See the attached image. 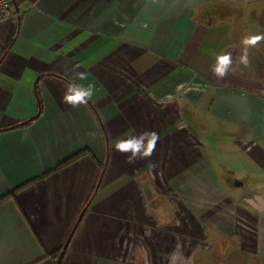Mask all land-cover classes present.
Here are the masks:
<instances>
[{
    "label": "crops",
    "instance_id": "obj_1",
    "mask_svg": "<svg viewBox=\"0 0 264 264\" xmlns=\"http://www.w3.org/2000/svg\"><path fill=\"white\" fill-rule=\"evenodd\" d=\"M12 1L0 264H168L177 237L190 264H264V41L236 62L264 25L238 23L239 0ZM224 52L234 71L218 79ZM72 81L94 86L86 106L62 102ZM143 130L156 149L129 164L114 143Z\"/></svg>",
    "mask_w": 264,
    "mask_h": 264
},
{
    "label": "clouds",
    "instance_id": "obj_2",
    "mask_svg": "<svg viewBox=\"0 0 264 264\" xmlns=\"http://www.w3.org/2000/svg\"><path fill=\"white\" fill-rule=\"evenodd\" d=\"M261 41H264V34H254L246 35L241 40V44L244 45L241 54L238 56L237 61L240 65L244 67L250 66L249 59V49L254 48ZM234 59L231 52H224L215 56V63L211 66L212 73L218 78L223 79L229 74L233 69ZM75 78L77 80H86L87 73L79 71V66H74ZM195 79V74H194ZM177 92H199L202 88L198 84H180L177 85ZM94 95V86L88 85L84 86L72 81L66 84V91L62 97V102L70 105L73 108H77L81 105L86 106L88 102L92 99ZM173 98L168 97L169 102ZM162 103V101L160 102ZM160 137L156 131L153 130H143L136 134H128L126 138L117 139L114 143L115 151L126 154V162L129 164H135L137 160H143L150 158L159 141ZM177 226L180 225L179 220L176 221ZM177 245L172 253L166 254L165 258L168 260V264H190L188 260L183 256L182 246L179 243V238L177 237Z\"/></svg>",
    "mask_w": 264,
    "mask_h": 264
},
{
    "label": "rangeland",
    "instance_id": "obj_3",
    "mask_svg": "<svg viewBox=\"0 0 264 264\" xmlns=\"http://www.w3.org/2000/svg\"><path fill=\"white\" fill-rule=\"evenodd\" d=\"M234 7L238 9V23L264 25V0H239L236 5L230 8ZM245 10H248V12H245ZM199 254L201 255L203 252L198 251Z\"/></svg>",
    "mask_w": 264,
    "mask_h": 264
},
{
    "label": "built area",
    "instance_id": "obj_4",
    "mask_svg": "<svg viewBox=\"0 0 264 264\" xmlns=\"http://www.w3.org/2000/svg\"><path fill=\"white\" fill-rule=\"evenodd\" d=\"M20 13L16 10L12 0H0V24L13 21Z\"/></svg>",
    "mask_w": 264,
    "mask_h": 264
},
{
    "label": "trees",
    "instance_id": "obj_5",
    "mask_svg": "<svg viewBox=\"0 0 264 264\" xmlns=\"http://www.w3.org/2000/svg\"><path fill=\"white\" fill-rule=\"evenodd\" d=\"M39 113H40V112H38V113L36 114V116H35L34 118H32L31 120L26 121V122H23V123H20V124H17L16 127H17V126H18V127H20V126H24V125H27V124L31 123V122H32V121H33V120L39 115ZM1 131H4V130H0V132H1ZM84 153H87V152H81V153L77 154L76 156H74L73 158L67 160V161L64 162V163H68V162L72 161L73 159H75L76 157H79L80 155H82V154H84ZM64 163H63V164H64ZM100 167H101V171H102V170H103V166H100ZM2 199H4V198H2ZM61 253H62L61 251H58V252L52 254V257L55 258V259H57V258L60 256ZM57 255H58V256H57ZM58 260H59V259H58ZM57 263H58V262H57ZM59 264H60V263H59Z\"/></svg>",
    "mask_w": 264,
    "mask_h": 264
},
{
    "label": "water",
    "instance_id": "obj_6",
    "mask_svg": "<svg viewBox=\"0 0 264 264\" xmlns=\"http://www.w3.org/2000/svg\"><path fill=\"white\" fill-rule=\"evenodd\" d=\"M79 219H80V218H79ZM68 243H69V239L66 241V243H65V245H64V247H63V250H65V249L67 248ZM62 256H63V253L60 254V257H59V260H58V263H57V264L60 263Z\"/></svg>",
    "mask_w": 264,
    "mask_h": 264
}]
</instances>
